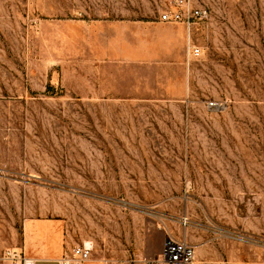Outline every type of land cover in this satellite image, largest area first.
I'll return each mask as SVG.
<instances>
[{
	"label": "rangeland",
	"instance_id": "1",
	"mask_svg": "<svg viewBox=\"0 0 264 264\" xmlns=\"http://www.w3.org/2000/svg\"><path fill=\"white\" fill-rule=\"evenodd\" d=\"M195 1L188 62L170 0H0V264L35 217L105 264H264V0Z\"/></svg>",
	"mask_w": 264,
	"mask_h": 264
},
{
	"label": "built area",
	"instance_id": "2",
	"mask_svg": "<svg viewBox=\"0 0 264 264\" xmlns=\"http://www.w3.org/2000/svg\"><path fill=\"white\" fill-rule=\"evenodd\" d=\"M239 1V0H234ZM208 17L207 10L195 0H170V5L159 14L160 20L167 23L182 22L187 27L186 47L187 61L191 57L199 58L202 55V46L193 36L196 25H200ZM211 104H215L213 101ZM187 224V219H183ZM94 252V246L79 244L71 248L59 261V264H85L90 261ZM10 261L13 264H35V261L16 251H8ZM196 258V247L184 238L168 235L162 251L157 257L150 259L147 264H193Z\"/></svg>",
	"mask_w": 264,
	"mask_h": 264
},
{
	"label": "crops",
	"instance_id": "3",
	"mask_svg": "<svg viewBox=\"0 0 264 264\" xmlns=\"http://www.w3.org/2000/svg\"><path fill=\"white\" fill-rule=\"evenodd\" d=\"M162 39L185 45L182 30L178 26L166 27ZM68 240L66 221L57 217H35L25 222L22 238V253L35 264H59L60 259L75 245ZM72 246V247H71ZM85 264H105L93 258Z\"/></svg>",
	"mask_w": 264,
	"mask_h": 264
},
{
	"label": "bare ground",
	"instance_id": "4",
	"mask_svg": "<svg viewBox=\"0 0 264 264\" xmlns=\"http://www.w3.org/2000/svg\"><path fill=\"white\" fill-rule=\"evenodd\" d=\"M87 244H89V242H87Z\"/></svg>",
	"mask_w": 264,
	"mask_h": 264
}]
</instances>
